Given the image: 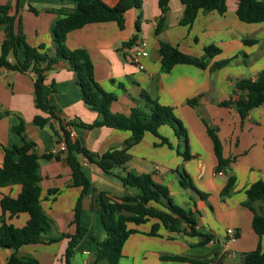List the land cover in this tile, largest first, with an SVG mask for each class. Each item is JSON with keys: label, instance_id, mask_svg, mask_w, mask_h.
Wrapping results in <instances>:
<instances>
[{"label": "crops", "instance_id": "0c3cea01", "mask_svg": "<svg viewBox=\"0 0 264 264\" xmlns=\"http://www.w3.org/2000/svg\"><path fill=\"white\" fill-rule=\"evenodd\" d=\"M103 1L114 6L121 0ZM139 1L141 8H132L126 13L125 29L121 30L114 22L90 24L69 33L66 45L70 50L83 48L88 51L94 64L96 81L105 91L118 96L111 106L112 113L129 116L136 106L148 109V104L141 100V94L142 91L150 92L152 81L158 74L157 99L160 104L173 107L176 117L187 129L189 151L193 158L186 161L178 155L179 140L174 129L162 126L159 134L169 140L172 148L162 145L159 137L146 133L143 140L129 150L131 159L124 168L115 170L113 175L104 173L83 157H80V162L94 189L116 198L126 193L118 174L133 172L151 175L155 183L169 188L178 206L195 214L198 232L215 237L205 246H197L200 241L198 237L171 233L164 227L159 230L160 237L147 236L155 220L140 226L129 224L128 227L138 230V233L130 235L125 242L119 264H187L163 261L161 256L167 254L183 255L193 260L218 255L223 264H241L243 253L254 251L259 244L264 247V236L260 238L252 228L253 213L243 206L250 185L264 181V106L253 110L242 122L233 107H223L221 104L246 99L247 93L237 89V82L242 79L255 81L264 70V23L242 22L236 15V0H228V10L224 15L216 11L208 14L200 12L191 28L182 27L179 22L184 6L181 0H170L166 29L156 37L155 30L161 17L158 0ZM9 2L11 0H0V5ZM15 6L13 3L12 14H16ZM30 6L41 13L36 15L30 12ZM19 8L18 16L23 20L28 43L33 47L44 45L43 52L53 57L56 50L51 26L59 16L45 10H72L74 4L68 0H21ZM140 16L138 31L136 24ZM135 35L138 36L135 44L125 46ZM159 39L194 57H202L205 47L210 45L221 52L211 60L208 69L177 65L170 73H164L160 58L152 60L153 51H158ZM3 40L4 32L0 30V47ZM140 40L147 41L151 52V58L144 60V70H140L130 59L134 46ZM19 59L23 60L21 53ZM10 61L15 62V58L11 56ZM224 61L229 63L214 72L210 71L213 64ZM34 83L35 76L31 72L0 69V112L10 113L0 119V167L4 159L3 148L22 145L21 138L12 131L20 119L25 123L28 139L36 144L38 156L62 151L63 142L57 143L62 140V133L56 121L51 120V124L58 130V135L49 125L39 128L34 124L36 116L48 117L36 107ZM44 96L56 108L58 117L64 123L78 120L92 124L98 119V113L81 99L75 75L65 61H60L54 70L47 73ZM193 98L198 99L195 108L187 104ZM204 122L218 128L224 158L236 157L231 171L221 172L218 169L213 143ZM70 138L102 156L112 149H122L125 142L130 140L131 132L107 127L86 129L75 124L71 128ZM183 170L190 175L195 188L208 195L207 200L193 189L182 187L179 173ZM231 175L236 177L234 193L222 200L220 193ZM40 176L42 207L56 224L51 236L74 233V207L81 189L71 185V169L66 155L62 153L60 160H40ZM49 190L58 192L49 193ZM21 191L20 185L0 188V224L2 220L16 228L27 224L28 214L9 218L8 214L3 215L1 208L4 197L17 198ZM129 193L133 191L129 190ZM89 205L88 198L84 202L82 224L89 235L76 249V253L81 252L88 257L83 264L93 263L97 242L105 238L101 216L91 211ZM256 208L259 212L264 211L260 203L256 204ZM229 229L236 231L235 241H229ZM67 247L68 240L63 239L52 244L25 245L17 251L0 248V264H7L12 255L32 256L41 264H65Z\"/></svg>", "mask_w": 264, "mask_h": 264}, {"label": "trees", "instance_id": "16d2710c", "mask_svg": "<svg viewBox=\"0 0 264 264\" xmlns=\"http://www.w3.org/2000/svg\"><path fill=\"white\" fill-rule=\"evenodd\" d=\"M74 4L72 10L68 9H47L48 13H54L59 18L52 24L51 33L55 46V55L49 57L43 51L44 45L39 47L31 46L27 41L24 32L23 20L18 16L21 0H11L6 5H0V30L4 32V40L0 47V69L19 73L31 72L35 76L34 95L36 107L47 114L48 117L36 116L34 124L39 128L51 126L54 134L58 135V130L51 124V120L59 124L62 133V140L65 142L66 150L56 154H46L42 157L35 152L36 144L29 140L26 135L25 123L22 119L12 131L21 138L22 145L13 148H3L4 159L0 167V188L20 185L21 194L17 198L9 196L1 200L3 215L9 218L26 213L29 215L27 224L22 228H16L2 220L0 224V248L19 250L21 247L30 244H52L63 239L68 240V247L64 254L65 264H72L76 254V249L89 234L88 229L82 224V213L84 202L90 199L89 209L100 214L104 228L105 238L97 242L95 259L92 264H99L106 261L107 264H119L123 258L122 250L130 235L138 233V230L130 229L129 224L140 226L151 220H155L150 232L146 235L160 237L159 230L164 227L171 233L198 237L200 239L197 246H205L214 240L213 234H203L197 230V219L190 210L178 206L167 186L155 183L149 174H135L124 172L118 174L126 193L121 198L111 197L105 192H98L92 186L91 181L84 173L80 157L88 160L108 175H113L114 171L124 168L131 159L129 150L139 144L146 133L161 139L162 145L172 148L168 139L159 134L162 126H170L174 129L179 140L177 147L178 155L188 161L193 158L189 151L188 132L182 122L176 117L174 108L164 106L159 100H153L148 91H142L141 100L148 104V109L136 106L132 108L129 116L112 113L111 106L117 101L118 96L105 91L96 81L94 75V64L86 49L70 50L66 45L67 36L72 31L81 29L94 23L114 22L123 30L125 29V15L132 8H141L139 0H121L116 5L110 6L103 0H68ZM228 0H181L184 6V13L179 25L191 28L200 12L208 14L216 11L224 15ZM170 0H158L161 17L155 30V36L159 37L166 29V15L169 12ZM236 15L245 23H264V0H236ZM13 3L16 4V14H12ZM29 11L39 15L41 11L30 6ZM138 18L136 27L140 31V20ZM135 35L126 44L131 47L137 40ZM161 71L170 73L177 65H193L200 69H208L211 60L220 54V49L210 45L205 47V54L202 57H194L183 53L177 46H173L162 40H158ZM23 55V60L19 59V54ZM15 58V62L10 61V57ZM65 61L69 64V69L75 75V84L79 89L81 99L93 111L98 113V119L92 124H84L80 121L64 123L57 115L56 108L45 100L44 88L47 73L54 70L55 66ZM229 62L215 63L210 67L214 72ZM236 87L240 91L247 93L246 99L239 101H226L221 104L223 107L234 108L244 122L250 113L264 106V70L261 71L255 81L242 79L237 82ZM187 104L195 108L198 99L193 98ZM9 112H0V119L9 116ZM210 136L214 154L218 162V169L231 171V165L236 162V157L224 158L223 145L218 136V128L212 127L208 122H204ZM80 125L86 129L107 127L121 131L131 132V138L125 142L122 149H112L104 155L99 156L70 138L73 125ZM62 141V142H61ZM64 153L71 169V185L81 189L74 207V219L72 226L74 233L60 234L52 237L56 230L55 222L48 216L42 207V181L40 176V160H60V155ZM180 183L183 188L193 189L202 199L207 200L208 195L197 190L192 178L186 171L179 173ZM236 177L231 175L220 195L222 200L227 199L234 193ZM132 190L133 193H129ZM58 190H49V193H57ZM264 206V181L259 180L246 190V200L243 206L253 213L252 228L254 232L262 238L264 236V211L259 212L256 204ZM242 259L245 264H264V247L259 244L251 252L243 253ZM161 259L167 262H181L187 264H223L221 258L215 255L204 260H193L183 255H162ZM7 264H41L32 256L19 257L12 255Z\"/></svg>", "mask_w": 264, "mask_h": 264}, {"label": "built area", "instance_id": "2783aa9c", "mask_svg": "<svg viewBox=\"0 0 264 264\" xmlns=\"http://www.w3.org/2000/svg\"><path fill=\"white\" fill-rule=\"evenodd\" d=\"M151 58V52L148 47V43L146 40H140L136 43L134 46V49L131 53L130 59L131 61L140 69L144 70V60ZM62 151L66 150V144L65 142L62 143ZM221 174V173H219ZM227 236L229 238V241H235L237 239V233L233 229H229L227 231Z\"/></svg>", "mask_w": 264, "mask_h": 264}, {"label": "water", "instance_id": "95a60500", "mask_svg": "<svg viewBox=\"0 0 264 264\" xmlns=\"http://www.w3.org/2000/svg\"><path fill=\"white\" fill-rule=\"evenodd\" d=\"M160 58V55L158 53V51L154 50L153 53H152V60L156 61ZM158 80H159V75H155L153 81H152V84H151V88H150V97L153 99V100H156L157 99V83H158ZM241 264H245V260L242 259L241 261Z\"/></svg>", "mask_w": 264, "mask_h": 264}, {"label": "rangeland", "instance_id": "374dc122", "mask_svg": "<svg viewBox=\"0 0 264 264\" xmlns=\"http://www.w3.org/2000/svg\"><path fill=\"white\" fill-rule=\"evenodd\" d=\"M88 257L84 256L81 252L76 253L75 259H74V264H83L85 260H87ZM92 264V263H90ZM99 264H107L106 261H102Z\"/></svg>", "mask_w": 264, "mask_h": 264}]
</instances>
